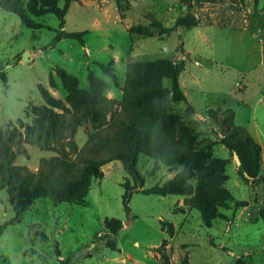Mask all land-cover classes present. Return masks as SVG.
Segmentation results:
<instances>
[{
    "label": "rangeland",
    "instance_id": "rangeland-1",
    "mask_svg": "<svg viewBox=\"0 0 264 264\" xmlns=\"http://www.w3.org/2000/svg\"><path fill=\"white\" fill-rule=\"evenodd\" d=\"M119 2L75 0L65 16L64 30L88 31L84 44L62 39L39 55L35 52L47 46L59 31L56 17L31 18L41 27L31 30L23 27L15 14L0 10V74L6 77V84L0 79V130L17 119L30 123L25 113L28 104H44L39 85L64 101L66 93L55 76V67L75 76L81 89L87 88L89 72L103 78L108 83L106 96L119 104L127 63L173 58L182 65L179 85L187 104L168 103L167 111L183 115L190 105L195 110L192 119L200 124L202 133L218 141L220 130L206 112L232 109L235 125L262 148L260 175L264 177V28L256 25L264 0H193L191 12L199 21L196 28L153 38L130 36L127 31L131 26L154 22L172 26L180 14V0ZM97 63L112 65L117 86L101 73ZM50 74L56 82L54 89L48 84ZM163 86L169 89L170 83L165 80ZM118 112L119 107H115L107 116L108 126L90 145L112 136ZM94 132L90 124L78 127L74 137L77 147L81 149ZM25 148L28 158L18 156L15 165L32 173L38 170L40 159L55 156L34 146ZM212 154L228 160L225 188L233 202L248 203L236 209L230 202L228 209H220L227 220H217L207 228L196 210L183 205L182 197L139 193L172 178L179 170L161 166L152 172L153 161L145 156H140L137 164L143 187L135 185L137 191L130 199L128 214L122 205V185L125 179L130 186L134 182L114 161L101 167V179L92 180L85 205L53 206L52 198L40 199L19 224L7 226L0 235V264H60L66 258L69 264H165L162 252L168 264H236L237 259L245 264H264V222L259 217L264 211V184L243 180L232 153L222 145L216 144ZM11 217L7 195L0 191V226ZM105 218L122 222L120 232L107 237L116 242L119 252L104 248ZM160 220L173 225V237L161 230ZM39 232L48 242L41 241ZM164 239L167 245L161 251ZM57 246L59 257L54 254Z\"/></svg>",
    "mask_w": 264,
    "mask_h": 264
},
{
    "label": "trees",
    "instance_id": "trees-1",
    "mask_svg": "<svg viewBox=\"0 0 264 264\" xmlns=\"http://www.w3.org/2000/svg\"><path fill=\"white\" fill-rule=\"evenodd\" d=\"M74 1L27 0L23 5L22 0H0V10L15 14L21 25L31 30L41 28L31 18L49 14L56 17L59 31L47 46L35 52L39 55L62 39L84 44L83 38L88 31L69 33L64 30L65 16ZM192 1L180 0V14L170 27L154 22L148 26H131L127 32L130 36L153 38L178 34L181 29H194L199 21L191 12ZM119 3L116 0V4ZM258 13L256 25L262 29L264 5ZM97 66L117 86L112 65L97 63ZM181 71V63L173 58L127 63L122 99L117 104L115 99L106 96L108 83L103 78L89 72L87 88L81 89L75 76L63 68L55 67V76L66 93L64 101L56 99L45 87L39 85L38 91L44 104H28L25 113L30 123L17 119L14 124L9 123L3 131L0 130V191H5L12 211L10 220L0 226V235L7 226L19 224L24 213L37 200L52 198L53 206L61 203L85 205L92 180L101 179V167L114 161L121 164L124 173L134 182L130 186L129 180L125 179L122 185V205L129 214L130 199L137 191L135 185L139 183L140 188L143 187V179L137 171L140 156L153 161L152 172L158 171L161 166L168 170H179L172 178L141 189L139 193L182 197L183 205L196 210L207 228L217 220H227L220 209H228L230 202L234 201L230 191L225 188L228 160L214 157L212 148L220 144L232 154L235 153L240 161L238 170L242 179L249 181V177L250 181L264 184V177L260 175L262 148L246 130L235 125V114L230 108L222 111L208 109L206 112V116L220 130L221 138L218 141L202 133L200 124L192 119L195 110L190 105H187L183 115L169 113L166 109L168 103L187 104L179 85ZM0 79L6 84L5 74L1 73ZM165 80L170 83L169 89L163 86ZM48 84L52 89L56 88L52 74L48 76ZM115 107H119V112L113 119L116 129L112 136L90 145L100 130L108 126L107 116ZM83 124H90L95 132L79 149L74 137L77 128ZM25 145L52 152L55 156L40 159L38 170L32 173L24 166L15 165L18 156L28 158ZM233 203L236 209L248 205L246 201ZM259 217L264 222V211H260ZM159 224L163 232L173 237L174 228L171 223L160 220ZM103 225L106 238L117 235L123 228L122 222L115 218H105ZM37 234L42 242H48L44 233ZM166 245L167 240H162L159 250H164ZM104 248L119 252L116 242L108 238ZM54 254L60 256L58 246ZM161 257L168 264L164 252ZM59 263L69 264V258ZM236 264L245 262L237 259Z\"/></svg>",
    "mask_w": 264,
    "mask_h": 264
},
{
    "label": "water",
    "instance_id": "water-1",
    "mask_svg": "<svg viewBox=\"0 0 264 264\" xmlns=\"http://www.w3.org/2000/svg\"><path fill=\"white\" fill-rule=\"evenodd\" d=\"M232 155H233V159H234L235 165H236L237 167H239V166H240V161H239L237 155H236L235 153H233ZM246 177H247V176H246ZM247 178L251 180V178H249V177H247Z\"/></svg>",
    "mask_w": 264,
    "mask_h": 264
},
{
    "label": "built area",
    "instance_id": "built-area-1",
    "mask_svg": "<svg viewBox=\"0 0 264 264\" xmlns=\"http://www.w3.org/2000/svg\"><path fill=\"white\" fill-rule=\"evenodd\" d=\"M196 65H199V64L196 62Z\"/></svg>",
    "mask_w": 264,
    "mask_h": 264
}]
</instances>
